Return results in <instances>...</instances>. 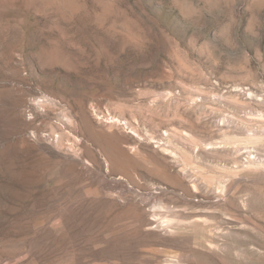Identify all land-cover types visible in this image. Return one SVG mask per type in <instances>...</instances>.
Wrapping results in <instances>:
<instances>
[{
    "label": "rangeland",
    "instance_id": "374dc122",
    "mask_svg": "<svg viewBox=\"0 0 264 264\" xmlns=\"http://www.w3.org/2000/svg\"><path fill=\"white\" fill-rule=\"evenodd\" d=\"M0 264H264V0H0Z\"/></svg>",
    "mask_w": 264,
    "mask_h": 264
}]
</instances>
